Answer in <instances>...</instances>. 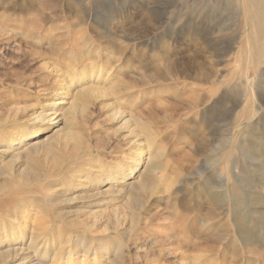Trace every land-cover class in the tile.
Listing matches in <instances>:
<instances>
[{
	"label": "rangeland",
	"instance_id": "obj_1",
	"mask_svg": "<svg viewBox=\"0 0 264 264\" xmlns=\"http://www.w3.org/2000/svg\"><path fill=\"white\" fill-rule=\"evenodd\" d=\"M106 32L117 40L108 50ZM163 65L171 75L149 80ZM96 67L102 76L95 90L113 93L91 94L83 114H72L85 150L109 161L139 145L126 144L128 133L116 131L111 113L118 111L121 120L146 124L153 140L147 154L162 151L150 171L162 185L173 184L167 195L132 210L140 220L130 234L128 217L106 225L112 264H264V0H0V131L24 124L49 102L44 90L55 77ZM196 88L202 101L193 104ZM180 96L184 104L174 111L171 103ZM55 101L49 109H56ZM79 161L35 184L11 182L0 191V226L24 211L25 221L56 244L0 264H20L23 257L34 264H85L74 252L53 261L56 233L92 237L103 225L77 226L87 222L89 205L70 201L73 196L50 201L45 187L65 179ZM20 202L26 204L21 210ZM108 209L123 212L115 202ZM143 210L151 219L146 224ZM179 223L206 235L183 233ZM212 234L216 246L193 249ZM182 244L193 248L182 255Z\"/></svg>",
	"mask_w": 264,
	"mask_h": 264
},
{
	"label": "bare ground",
	"instance_id": "obj_2",
	"mask_svg": "<svg viewBox=\"0 0 264 264\" xmlns=\"http://www.w3.org/2000/svg\"><path fill=\"white\" fill-rule=\"evenodd\" d=\"M115 37L110 32H106L104 35L107 50L116 47L117 40ZM169 67V65L156 67L153 75H148L149 80L153 76H157L162 80L168 78L173 72ZM197 73L196 75H200V73ZM100 75L101 72L96 67L89 72L73 70L60 79L55 77L52 86L44 90L49 102L32 111L24 124L14 126L12 131L7 133L0 131V176H3L0 182V191L7 190L11 182L19 185L35 184L44 180L49 173H59L68 163L70 166V164L80 160L70 170L65 179L59 183L56 182L57 179H50L51 181L45 184L47 197L51 198L50 201H54L59 197L73 196L70 201H82V204L89 205L87 209H89L88 212H91H89L86 223L77 221L76 225L83 227L89 225L90 228L103 225L104 229L102 231L97 230L92 237H77L73 240L69 238L68 232H64L63 235L56 233L58 235L56 238L58 240V251L52 256L54 262L59 259L58 256H61L62 253L69 255L74 252L77 257L82 258L80 262L82 261L85 264H112L107 255L108 250L105 242L108 235H103L109 228L106 225L121 222L128 217L126 232L130 234L140 220L138 213L134 212L137 213L135 215L132 210L140 205H148L156 195H167L173 185L172 182L162 185L154 177V173L150 171V169L154 171L158 168L154 164V159L162 158V151L157 150L154 157H149L150 153L147 154L148 147L153 145V140L148 136L149 131L146 124L134 119L121 120L123 117L118 111L111 113V116L117 118L115 121L119 124L116 131H126L128 133L126 144L134 145L138 143L139 145L129 147L130 151L117 155L109 161L99 159V157L96 159L93 154H90V151L85 150L83 136L79 129L75 127L77 120L73 119L72 114L76 110L80 113L85 111L86 97L88 98L91 94H104L107 91L113 93L111 88L106 91L95 90L94 86L97 84V77ZM194 78L195 81H199L198 77L194 76ZM191 92L193 104L202 101L200 89L196 88ZM210 93L213 95L214 91ZM54 100H56V109H49ZM183 101L184 98L182 99L180 96L177 99V105L171 103L173 110L177 111L184 104ZM188 102H185V105ZM64 105L67 108L63 112L61 111L62 113L59 112ZM191 106L194 105L191 104ZM63 118L65 119L62 120ZM53 120L56 121L52 123V127L45 125ZM61 124L64 126L68 124V126L50 137H44L47 132ZM140 137H142V143L137 140ZM95 156L98 155L95 154ZM6 157L8 162L1 165ZM111 202L121 204L123 212L115 209L109 210ZM24 204V202H20L17 208L21 210ZM42 206L44 207V204ZM212 206H216V203L213 202ZM25 213L24 211L20 214L15 213L14 218L8 225L3 224L0 226V260L17 253L26 252L28 249L40 244L45 247V250L49 249L50 246L55 248L56 244H51L47 240L49 238L44 235L46 230L38 228L34 223L28 224L25 221ZM146 216H148L147 212L143 210L141 220H144L145 224L148 223L149 219ZM178 226L180 228L181 223ZM185 230L188 231L190 236L196 238L206 235L198 228H180L182 232ZM174 240L175 244L178 243V240ZM189 246L188 244L186 247L183 244L181 246L177 245L182 255H186L189 248H193ZM202 246H216V234L195 243L193 249L199 250ZM23 247L25 248L23 249ZM23 258H20V260L26 261H22L20 264H34L29 257Z\"/></svg>",
	"mask_w": 264,
	"mask_h": 264
}]
</instances>
